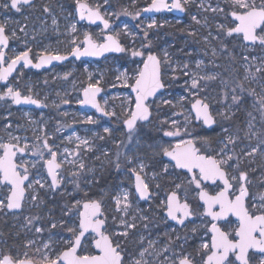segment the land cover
<instances>
[{
  "label": "rangeland",
  "instance_id": "obj_1",
  "mask_svg": "<svg viewBox=\"0 0 264 264\" xmlns=\"http://www.w3.org/2000/svg\"><path fill=\"white\" fill-rule=\"evenodd\" d=\"M182 1L184 3V0ZM80 2L87 3L93 9L99 6V11L104 19L108 20L109 27L105 29L103 24L92 25L85 20L81 22L77 0H35L31 5L21 6L19 12L1 7L0 24L5 25L6 35L9 37L6 65L16 54L29 48L31 49L29 54L34 60L47 53L69 55L76 46L71 44L72 39L83 48L86 34H91L98 44L104 42L103 37L107 34H113L126 51L102 59L72 58L45 70L28 69L22 65L7 83L0 84V93L5 92L7 86L19 89L23 94H28V89L31 88L34 98L39 99L42 105H46L45 108L16 106L10 99L0 100V142H8V133L21 137L20 146L23 147L26 142L29 147L26 149V154L18 155L17 161L26 162L25 166L29 168L28 184L37 179L45 184L44 188L39 184L34 185L35 190L27 187L28 194L22 211L0 209V258L6 254L14 258H23L24 253L28 252L30 256L38 259L39 253L36 250L44 251L45 243L50 244L53 252L63 251L65 247L63 241L71 238L67 228L79 222L78 211L74 210L73 213L65 215L66 205L70 207L76 200L84 202L94 199L92 194L97 195L95 199H99L107 210L108 233L111 235L124 231L119 223L122 213L115 210L114 198L122 196V193L127 191L130 193L131 207L125 218L131 221L132 217L136 216L137 226L129 232L127 238L114 237V241L122 244L127 253L125 264H131L134 258L138 259L139 252L142 248L148 247L149 241H154V247L149 249L151 254L144 257L148 264H170L171 261L177 260L182 252L190 254L198 264H201V253L197 249L201 243L209 241L205 235L208 221L201 215L203 212L199 209L198 218L189 225L179 228L169 224L167 216L162 212L164 207L161 206L167 196L159 192L157 190L159 187H156V185L161 186L165 175H159L155 180L151 179V174L160 173L167 160L159 154L158 148L154 150L148 145L160 143L169 145L177 142L178 138L163 135L164 131L174 130L170 124L172 119L177 120L182 132L187 127L191 136H184V139L195 137L192 134L198 132L200 127L195 121L189 103L193 102L191 99L194 96H200L212 105L221 120L220 131L216 133L219 144L216 150L221 146L220 141L225 140L227 135L238 137L234 146L229 145V149L234 148L237 154L243 155V152L255 147L260 139H264V116L261 114L259 103V96L264 94L261 89V85H264V71L256 73L255 79L250 78L245 81L244 66L256 57L255 65L250 66V71L255 72L256 65L264 62V48L259 44H247L242 34L226 36L223 32H218L217 23L234 27L233 18L230 16L233 9L227 0H203L204 9L200 7L202 0H188L184 3L188 9V18L166 12L144 15V9L149 8L152 0H108L107 3L105 0H80ZM0 3H3V0H0ZM45 6L50 9L48 13L44 12ZM209 6L212 8L219 6L224 11L214 13L205 10ZM136 12H140V15L136 16ZM193 16H196L201 24H196L192 20ZM53 17L57 20L56 25L52 24ZM153 20L156 24L149 28L148 25ZM205 20H207L206 25ZM72 24L76 26L74 33L69 32ZM21 27L25 31H20ZM13 31L16 33L15 37L12 36ZM258 34L264 33L258 31ZM217 36L218 39H213ZM204 37H208V42H205ZM178 43L181 46L173 48ZM221 43L227 45L228 51L221 52ZM141 45L147 47L141 48ZM154 47H157L162 59L166 90L149 102L153 112L152 119L138 124L137 133L129 143L127 130L123 124L124 115L121 105L126 104L129 97L134 99V94L130 87L125 86L123 80L118 81L116 78L122 72L135 76L142 68L148 52L154 51ZM213 48L216 49L215 56L212 52ZM133 49L144 51L145 55L133 57L131 56ZM165 51L169 56L168 62H163ZM229 53L235 58L233 59ZM244 57H248L247 62ZM197 61L203 63L197 67ZM185 64L192 68H183ZM212 66L219 69H211ZM182 68L184 70H181ZM179 72L183 75L190 73L191 77L181 80ZM193 74L218 75L214 80H200L199 88L192 90L190 84ZM215 80L218 82L215 83ZM97 81H100L99 85L104 87V93L100 97L101 105L108 111H115L116 116L100 115L91 108L84 109L80 106L83 89L89 83ZM225 81L227 83H224ZM133 82L134 80L131 79L128 81L129 84ZM239 82H243L246 89L243 93L237 87ZM232 88H236L235 94L241 97L240 102L235 104L232 101ZM249 88L254 89L257 95L250 94L247 91ZM65 100L67 103L63 102ZM132 106L134 107V104ZM25 113L28 115L26 116ZM220 113H224L229 118L225 119ZM236 114H239L237 127L229 131L232 127L228 125V121L235 118ZM89 116L96 123L88 122L86 118ZM249 123L253 126L251 131L256 133L255 136L251 133L245 136ZM9 124L11 127L6 128ZM105 127L111 130V135L104 132ZM222 129H228V132L225 133ZM37 137H40L39 141ZM45 138L48 139L53 150L57 151V162H62V168L58 173L62 182L55 190L48 187L51 178L44 164V160L50 158L48 152H44L43 160L39 155L34 154L35 149L41 147ZM84 139L89 141L88 145L80 143V140ZM137 139L140 141L139 144ZM65 149H68L67 153L64 152ZM208 149L213 150L211 147ZM117 151L122 154L119 170L114 166ZM125 154L134 157L136 163L142 161L147 165L145 169L147 182L156 189L155 196L148 202H142L135 192V181L131 172L135 164L127 163ZM158 158L163 160V164L159 167L156 166ZM80 162L85 164V169L73 183L70 173L77 171ZM33 163L36 165L34 168L31 166ZM240 170L252 174L250 183L254 189V200L258 203L260 196L264 195V146L254 156L244 157ZM174 172L175 170L169 166L168 174ZM77 183L79 188L76 187ZM10 189V185L0 183V200L6 201ZM189 192H192L190 184ZM84 193H87V196ZM194 194L195 191L192 192V195ZM32 195L38 197L35 202L32 200ZM145 210L152 211L153 217L157 218L162 228L161 232L165 236L164 240L157 239L154 235V225L139 219L140 216L151 219L149 214H145ZM32 217L38 219H34L33 223L28 225L26 218ZM113 217L116 219L114 220ZM61 221L64 223L61 224ZM53 223L57 225L55 228H52ZM145 223L148 225L147 228L144 227ZM37 227L42 228L43 231L37 233L35 231ZM194 227L195 232L192 231ZM141 237L144 238L143 241ZM91 240L92 237L88 236L85 244L92 254L95 249ZM28 241L35 243L28 248L25 247Z\"/></svg>",
  "mask_w": 264,
  "mask_h": 264
},
{
  "label": "snow or ice",
  "instance_id": "obj_2",
  "mask_svg": "<svg viewBox=\"0 0 264 264\" xmlns=\"http://www.w3.org/2000/svg\"><path fill=\"white\" fill-rule=\"evenodd\" d=\"M108 0H105L107 3ZM188 0H184L187 3ZM228 4L233 9L230 12V16L233 18L232 23L234 27H226L225 24H216L218 32H223L226 36H232L233 34H242L243 40L249 42L252 45L259 44L264 48V0H227ZM33 0H3L0 3V7L5 9H14L19 12L21 6L31 5ZM80 19L85 18L87 14V19L95 23L97 20H101L104 24L105 29L109 27V22L104 19L99 11V6L97 9L93 10L88 8L87 5L80 3L77 0ZM200 7L204 9L203 0ZM162 8L179 9L184 10V4L181 0H173L172 4L169 5L165 3V0H152V4L149 8L144 9V11H151L153 9L159 11ZM207 11L220 12L224 10L217 6L212 8L209 6ZM50 11L48 6L44 7V12L48 13ZM126 11V10H125ZM136 16L140 15V12L135 13ZM192 20L196 24H201V21L197 19L196 16L192 17ZM205 25L207 20H205ZM52 24L56 25L57 20L55 17L52 18ZM156 24L155 20L152 21L149 28ZM20 31H25L23 27ZM76 31L75 24L70 25L69 32L74 33ZM125 31H127V25H125ZM15 31L12 32V36L15 37ZM118 35V34H117ZM145 38H147V32H145ZM211 35V33H209ZM219 36L213 37V39H218ZM104 43L98 44L93 41L92 37L88 34L85 35L84 47L77 45L76 40L72 39L71 44L76 45L72 48L71 55L79 58L84 55L99 56L104 52L115 51V52H125L126 49L119 43L116 36L108 35L103 37ZM205 42H208V37H204ZM9 41L8 35H6V28L4 24H0V64H3L6 59V54L3 48L7 47ZM147 47L146 45H141V48ZM221 52L228 51L227 45L221 43ZM31 49L19 52L15 55L13 59L7 65V68H0V81H6L8 76L16 68L17 64L23 62L25 67L31 65L35 68H41L45 64L51 63L53 60L62 61L67 59V56L60 54L47 53L40 56L39 62L34 63L30 58ZM213 55H216V49L212 50ZM144 51L133 49L131 51V56H144ZM232 56L231 53H229ZM234 59L235 57L232 56ZM245 61H248V57H244ZM168 53L164 52V61L168 62ZM256 57H253L251 62L245 64V76L244 80L247 81L250 78L255 79L256 73L264 71V62L256 65V71H250V66L255 65ZM197 67H199L203 61H197ZM161 59L152 54L150 51L147 54L146 59L143 61V67L140 68L135 76H129L122 72L117 76V80H123L125 86L130 87L135 93L134 99L129 97L126 104L121 105V109L124 115L123 124L127 129L128 141L131 143L133 137L137 133V122H148L150 120L151 112L149 107V98L154 97L159 90L165 87L162 79L161 71ZM187 68V64L182 66ZM176 71V69H173ZM187 74V73H185ZM67 75V74H66ZM91 75V74H90ZM218 74L197 76L192 75L190 88L192 90H197L199 88V81L204 80H214ZM134 80L133 83L129 84V80ZM100 81L96 83H89L87 87L83 89V99L79 101L81 104H90L98 112L105 116H116L115 111H108L105 107L97 101V94L101 92V88L98 86ZM224 83H227L225 81ZM237 87L240 89L241 93L246 91L243 82H239ZM262 93H264V85H261ZM232 101L233 103H238L241 97L236 95V88H232ZM247 91L252 95H257L254 89H247ZM227 95V93H225ZM10 99L12 104H33L37 107L42 106V102L39 99L34 98L31 88L28 89V94H23L19 89H14L12 86H7L6 91L0 93V100ZM183 97H181V100ZM67 103V101H63ZM164 103H170L169 101H164ZM260 111L262 116H264V94L259 96ZM107 104V101H105ZM134 104V107L132 106ZM46 106V105H43ZM192 108L195 109L196 119H202L205 125H212L216 121L209 111V105L197 99L195 103L192 104ZM27 116L28 114L25 113ZM224 116L225 119L229 118ZM251 116V113H249ZM90 123H96L92 117L86 118ZM163 123V122H162ZM187 123V121H186ZM171 127L174 130L164 131L163 135L166 137H176L177 142L175 144L164 145L160 144H149V148L159 149V154L163 157L169 158L168 164H164L160 173L153 172L151 174V179L155 180L159 175H167L169 172V166L174 169L186 170L187 173L191 175L188 178L189 184H194L198 192V200L202 201L201 205L204 208V212L201 214L206 217H211L210 228L207 229L206 235L211 234L210 241H205L200 244L197 251L201 253V264H251L254 256H259L257 264H264V195L260 196L259 202L253 201L251 204L246 203V197L248 196V189L245 186L247 182V173L241 171V163L244 157H252L261 147L264 146V139H260L259 143L255 147H251L248 152H243V155L237 154L233 149H229V145H235L238 137L235 135H227L225 140L220 141V147L215 151V154H207L202 151V147L208 144L207 138H188L184 139V136H191L188 132L187 127L181 130L177 120L172 119L170 121ZM11 125H7L6 128H10ZM252 124L249 123L248 131L245 132V136H255L256 133L252 132ZM225 133L228 129H222ZM104 132L111 135V130L107 127L104 128ZM8 142H0V183H5L11 186V194L5 200H0V209L7 208L9 210L21 208V201L24 199L25 195V181L29 180V168L25 166L26 162L17 164L16 157L17 154H24L29 145L25 142L24 146H20L21 137L13 136L8 133ZM103 139V137H100ZM26 141V138H24ZM77 139H80L77 137ZM40 140V137H37ZM139 139H137V144H139ZM201 143V147H197V143ZM83 145H88L89 141L84 139L80 140ZM119 147V145H117ZM47 151L50 158L44 160V164L47 168V173L51 177V183L48 187L52 190L57 189L62 178L59 177V170L62 168V162H57V151L49 145L48 139L45 138L41 147L35 149L34 154L39 155L40 158L44 159V152ZM243 151V150H242ZM65 153L68 149L64 150ZM107 155V153H104ZM115 168L120 169L121 163V153L116 152ZM125 160L129 164H135L131 169L132 174L135 177V192L138 194L140 199H150V188L147 182V174L145 165L142 161L136 163V159L130 155L125 154ZM69 163H75L74 161H69ZM33 168L36 167L35 163L31 165ZM85 169V164L80 162L77 166V171L70 173L72 182L79 178L82 170ZM144 173V175H142ZM236 173V174H233ZM204 181H211L216 184L217 181L222 182V187L214 195L205 191L202 187ZM39 184L41 188L45 187L44 183H41L39 179L29 183L28 188L34 189V185ZM238 185V187H237ZM79 188V184H76ZM159 187V185H156ZM182 184L178 183L175 185V189L167 195L166 201L161 203V206L166 209L167 216L171 219L177 221V223L183 225L185 220L196 214V210L193 209L187 202V196L185 195V201L180 202L178 192L182 189ZM87 196V193H84ZM130 193L124 191L122 196H116L114 198L115 210L122 215L119 217V223L123 227L124 231L115 232L111 235L106 234V221L107 217L102 211V203L100 200H87L80 201L76 200L70 207H67V213L65 215L73 213L74 210L78 211V224H73L67 228L68 233L71 234V238L63 241L65 247L63 251L53 252L50 244H43L44 251L37 249L39 253V258L35 259L30 256L28 252H25L23 258H14L11 255H4L0 258V264H124V257L122 255L123 248L119 242L114 243V237L118 238L123 236L128 237L129 232L136 228L137 217L133 216L131 221L127 220L128 210L131 207L129 201ZM37 195H32V200L35 202L37 200ZM82 205L83 210L79 211ZM218 208V210H216ZM235 216L238 221V226L231 228L226 231L220 227L217 223L218 221H224L225 226H229L230 221L226 218L229 216ZM34 219L38 217L26 218L27 224L31 225ZM115 220L116 217H113ZM141 221H147V216H140ZM64 222L61 221V224ZM57 225L52 224V228ZM147 228V223L144 224ZM37 233L43 231L42 228L37 227L35 229ZM193 232L196 231L194 227ZM86 234H88L86 236ZM88 236L92 237L91 243L94 246L97 254H91L89 249L86 247L85 242L88 240ZM141 237V241H143ZM179 239V237H177ZM35 241H28L25 247H32ZM154 247V241H149L147 248H142L139 252V258H134L131 264H148L144 259L146 255H149V249ZM251 250V252H250ZM78 252H83L84 254H78ZM170 264H194V258L190 254H184L183 252L179 254L177 260H173Z\"/></svg>",
  "mask_w": 264,
  "mask_h": 264
},
{
  "label": "flooded vegetation",
  "instance_id": "obj_3",
  "mask_svg": "<svg viewBox=\"0 0 264 264\" xmlns=\"http://www.w3.org/2000/svg\"><path fill=\"white\" fill-rule=\"evenodd\" d=\"M186 6V5H185ZM187 8V7H186ZM0 11H1V7H0ZM166 13H168V12H166ZM173 14V13H172ZM175 15V14H174ZM183 17H186V18H188V9H187V12H186V14L183 16ZM165 30H167V28H165ZM94 40V39H93ZM181 45H180V43H178L177 44V46H173V48L175 47H180ZM7 49H8V47H7ZM7 49H6V51H5V54H6V52H7ZM152 52H156L157 54H158V56L160 57V55H159V52L157 51V47H154V51H152ZM31 57V56H30ZM32 58V57H31ZM33 59V58H32ZM160 59H161V57H160ZM80 60H89V59H80ZM161 61H162V59H161ZM59 64V63H58ZM4 66H7L6 64H5V61H4V63L3 64H1V68H3ZM22 67V66H21ZM20 67V68H21ZM25 67V66H24ZM142 67H143V65H142ZM187 68L188 69H191L192 67H188L187 66ZM186 69V68H185ZM211 69H219V67H213L212 66V68ZM35 70V69H34ZM181 70H184L183 68L181 69ZM18 72V71H17ZM16 72V73H17ZM182 72V71H181ZM181 72H179L180 73V75H181V77H180V79L181 80H187L188 78H190L191 77V75H190V73H187V74H185V75H183ZM14 76V75H13ZM12 77V76H11ZM10 77V78H11ZM9 78V79H10ZM162 78H163V66H162ZM9 81V80H8ZM163 81H164V78H163ZM218 81L217 80H215V83H217ZM1 83H3V82H0V84ZM7 83V82H6ZM164 84H165V90H166V82L164 81ZM104 88V87H103ZM164 90V91H165ZM164 91H162V92H164ZM161 92V93H162ZM197 99H201V100H203L204 101V103H207V104H209V106H210V111H211V113H212V115L214 116V118H215V120H216V125L214 126V127H212V128H209L207 125H205L204 123H203V121H202V119L201 120H197V119H195V121H196V123L197 124H199V127H200V130L198 131V132H194L192 135H194L195 137H191V138H207V140H208V145H204V147H202V151H205L207 154H215V151H213V150H216L217 149V147H218V141H217V139H218V136H216V133L217 132H219L220 131V124H221V120H220V117L214 112V109H213V107H212V105L206 100V99H204V98H202V97H200V96H194V98L193 99H191L193 102H190L189 103V106L191 107V109H192V111H193V113H194V115H195V118H196V114H195V112H194V109L192 108V104L193 103H195V101L197 100ZM154 100V99H153ZM96 111V110H95ZM98 114V113H97ZM153 116V115H152ZM108 117H110V116H108ZM152 119V118H151ZM238 119H239V114H236V116H235V118H233L232 120H229L228 121V125L230 124V126L232 127L231 129H229V131H232L233 130V127L234 128H236L237 127V121H238ZM142 123V122H141ZM138 126V125H137ZM126 127V126H125ZM127 130V129H126ZM225 133H223V135H224ZM197 147H201V143H197ZM208 147H211V148H213V150L212 151H210L209 149H208ZM19 155V154H18ZM164 158V160H167V161H165L167 164H168V162H169V160L168 159H166L165 157H163ZM161 164H163V160H161L160 158H158V161L156 162V166L157 167H159ZM174 169V168H173ZM175 170V172H174V174H167V175H165L164 177H163V179H162V183H161V186H159V189H157V190H159V192H162V193H165L166 194V196L168 195V194H170V192L171 191H173L174 189H175V185L178 183V182H180V184H182V189L178 192V196H179V198H180V202L181 203H183L184 201H185V195L187 196V202L189 203V205L193 208V209H195L196 210V214L195 215H193L194 216V219H189V221H187V223H185L183 226H179L178 224H176V222H174V221H171V219H170V217H168L167 216V212H166V209H164L163 208V213L167 216V218H168V220H169V224H173V225H176L177 227H179V228H183V227H185L186 225H189L191 222H193V221H195L197 218H198V216H199V209H200V211H202V212H204V208L201 206L202 204H203V202L202 201H199L198 200V192H199V189H197L196 187H195V185L194 184H190V188H191V191L194 193V191H195V194L194 195H192V192H189L188 193V185H189V183H188V178H189V176L191 175L190 173H187V171L186 170H181V169H174ZM245 172V171H244ZM247 173V182H245V186L247 187V189H248V196L246 197V203H248V204H251L253 201H255L254 200V189L252 188V186H251V183H250V175H252V174H250L249 172H246ZM143 175V174H142ZM133 178H134V181H135V177H134V175H133ZM188 183V184H187ZM28 184V183H27ZM217 185H220V187H222V182H220V181H217L216 182V184H213L211 181H204L203 182V184H202V187L204 188V190L205 191H208L210 194H215L216 192H218L219 190H220V187H218ZM237 187H238V185H237ZM149 188H150V195H151V198H153L154 196H155V193H156V189L154 188V187H152V186H149ZM28 194V193H27ZM92 196L94 197V199L97 197V195L96 194H92ZM150 198V199H151ZM150 199H147V200H144V199H140L142 202H148ZM88 200H93V199H88ZM95 200H99V199H95ZM26 201V200H25ZM86 201V200H85ZM102 203V202H101ZM144 204V203H143ZM81 210H82V207H81ZM102 210H103V213H104V215L105 216H107V210H106V208H105V206H104V204L102 203ZM216 210H218V208L216 209ZM145 214H149L150 215V218L151 219H148L147 221H148V223H151V225H154V229H153V232H154V230H155V233H154V235H156L157 236V239L158 238H160V239H165V236L162 234V232H161V226L158 224V220H157V218L154 216L153 217V213H152V211H149V210H145ZM161 217V216H160ZM205 217V219H206V221H208V225H207V229L208 228H210V222H211V217H206V216H204ZM228 221H230V224H229V226H225V223H224V221H218V224L220 225V227L222 228V229H224V230H226V231H228V230H230L231 228H235V227H237L238 226V221H237V218L235 217V216H229V217H227L226 218ZM108 225V221H106V233H108V231H107V226ZM207 229H206V231H207ZM109 234V233H108ZM205 235H206V232H205ZM207 237L206 238H209V241H210V239H211V234L210 233H208L207 235H206ZM114 239V238H113ZM114 243H115V241H114ZM121 247L123 248V252H122V254H123V257H124V264L127 262L126 261V258H127V253L124 251V246H122V244H121ZM250 252H251V250H250ZM95 253H97V250H95V252H93L92 254H95ZM79 254H82L81 252H79ZM6 255H9V254H6ZM258 258H259V256H254L253 257V259H252V262H251V264H257V262H258ZM194 263L195 264H198L195 260H194Z\"/></svg>",
  "mask_w": 264,
  "mask_h": 264
},
{
  "label": "water",
  "instance_id": "obj_4",
  "mask_svg": "<svg viewBox=\"0 0 264 264\" xmlns=\"http://www.w3.org/2000/svg\"><path fill=\"white\" fill-rule=\"evenodd\" d=\"M35 0H33V2H34ZM172 2H173V0H165V3H167V4H169V5H171L172 4ZM80 3H83V4H85V5H87L88 6V8H90V9H93V8H91L87 3H85V2H80ZM181 3L182 4H184L183 3V1L181 0ZM152 4V3H151ZM150 4V5H151ZM150 7V6H149ZM93 10H95V9H93ZM164 12H168V13H173V14H175V15H177V16H180V17H183L185 14H186V12H187V8H186V6L184 5V10L183 11H181V10H179V9H171V10H169L168 8H162V9H160L159 11H157V10H155V9H153V10H151V11H144V15H158V14H161V13H164ZM78 13H79V8H78ZM79 20L81 21V22H83L84 20L87 22V23H89V24H92V25H98V24H103V22L101 21V20H97V21H95V23H92V22H90L88 19H87V14H85V18L84 19H80V15H79ZM103 26H104V24H103ZM105 28V27H104ZM259 31V30H258ZM88 35H90L91 36V34H88ZM108 35H113V34H107L106 36H108ZM114 36V35H113ZM92 37V36H91ZM93 39V38H92ZM85 40V39H84ZM94 41V40H93ZM95 42V41H94ZM97 43V42H96ZM104 43V42H103ZM120 43V42H119ZM247 44H250L249 42H246ZM122 46H123V44L122 43H120ZM258 44V43H257ZM9 46V41H8V45H7V47ZM7 47H5V48H3V51L5 52L6 51V49H7ZM81 50H83V48H81ZM114 53H118V54H120V53H122V52H115V51H108V52H104L102 55H99V56H93V55H84V56H80L79 58H77V57H75L74 55H71V54H69V55H66L67 56V59H65V60H62V61H56V60H53L51 63H49V64H45V65H43L41 68H35V67H33V66H31V65H29V66H27L26 68H28V69H35V70H45V69H48V68H50V67H53L54 65H56V64H58V63H60V62H65V61H67V60H70V59H72V58H76V59H102V58H104V57H106V56H109V55H111V54H114ZM152 54H154V55H156V56H158V54L156 53V52H151ZM30 55V54H29ZM43 55H45V54H43ZM42 56V55H41ZM159 57V56H158ZM31 58V57H30ZM160 58V57H159ZM32 59V58H31ZM40 59V58H39ZM39 59L38 60H34V59H32V62H33V64L34 63H37V62H39ZM23 65V62H21L20 64H17L16 65V68L12 71V73L8 76V79L6 80V81H0V82H3V83H6V82H8V80H9V78L11 77V76H13V75H15L16 74V72L20 69V67ZM24 66V65H23ZM3 68H7V66H4ZM161 71H162V64H161ZM163 79V78H162ZM164 82V81H163ZM88 86V85H87ZM86 86V87H87ZM100 88H101V92L100 93H98L97 94V101L101 104V102H100V97L103 95V93H104V88L101 86V85H98ZM165 90V87L163 88V89H161V90H159V92L154 96V97H150L149 98V101H148V103L151 101V100H153V99H155L162 91H164ZM133 92V91H132ZM133 94H134V96H135V93L133 92ZM82 96H83V93H82ZM84 98V97H83ZM199 100H201V99H199ZM202 102H204L203 100H201ZM16 105V104H15ZM209 105V104H208ZM16 106H27V107H30V106H36V105H33V104H20V105H16ZM80 106L82 107V108H84V109H88V108H91V109H93V110H96L92 105H90V104H80ZM102 106V105H101ZM149 107H150V105H149ZM39 108H45V106H40ZM209 111H210V106H209ZM96 112L98 113V114H100V115H103L102 113H100V112H98L97 110H96ZM150 112H151V116H150V120H151V118H152V115H153V112H152V109H151V107H150ZM194 112H195V109H194ZM211 112V111H210ZM195 114H196V112H195ZM212 114V113H211ZM214 117V116H213ZM215 119V118H214ZM149 120V121H150ZM201 120V119H200ZM199 121V120H198ZM216 121V120H215ZM140 122H142V121H138L137 122V125L140 123ZM216 125V122L214 123V124H212V125H207L209 128H212V127H214ZM27 153V151H25V153L24 154H26ZM18 154H20V153H18ZM18 154H17V157H18ZM17 157H16V162H17V164H20V163H18V161H17ZM166 159H168L169 160V158H167V157H165ZM51 178V177H50ZM29 180H30V176H29ZM29 180L28 181H25V195H24V199L21 201V208H19V209H12V210H10V211H12V212H14V211H22V209H23V207H24V202H25V200H26V196H27V193H28V191H27V183L29 182ZM3 184H5V183H3ZM10 194H11V192H10ZM9 194V195H10ZM87 201V200H86ZM82 210H83V208H82ZM81 210V211H82ZM103 211V210H102ZM171 219V218H170ZM189 219H194V216H191V217H189V218H187L186 220H185V223H187V221H189ZM171 221H174V222H176V224H178L179 226H183V225H181V224H179V223H177V221H175V220H173V219H171ZM218 223V222H217ZM106 234H108V233H106ZM88 234H86V236H87ZM110 235V234H109ZM98 251V250H97ZM78 254H79V252H78ZM95 254H97V253H95ZM123 255V254H122ZM195 264V263H194Z\"/></svg>",
  "mask_w": 264,
  "mask_h": 264
},
{
  "label": "trees",
  "instance_id": "obj_5",
  "mask_svg": "<svg viewBox=\"0 0 264 264\" xmlns=\"http://www.w3.org/2000/svg\"><path fill=\"white\" fill-rule=\"evenodd\" d=\"M168 29V28H167Z\"/></svg>",
  "mask_w": 264,
  "mask_h": 264
}]
</instances>
